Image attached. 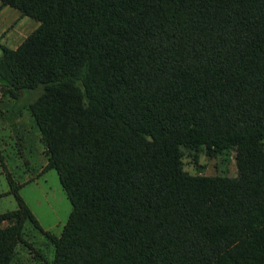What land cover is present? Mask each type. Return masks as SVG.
<instances>
[{
	"label": "trees",
	"instance_id": "trees-1",
	"mask_svg": "<svg viewBox=\"0 0 264 264\" xmlns=\"http://www.w3.org/2000/svg\"><path fill=\"white\" fill-rule=\"evenodd\" d=\"M0 3L37 22L0 44V84L39 90L43 170L71 205L54 235L13 191L0 264L26 222L42 264H264V0ZM183 150L232 151L235 173L188 174Z\"/></svg>",
	"mask_w": 264,
	"mask_h": 264
},
{
	"label": "rangeland",
	"instance_id": "rangeland-1",
	"mask_svg": "<svg viewBox=\"0 0 264 264\" xmlns=\"http://www.w3.org/2000/svg\"><path fill=\"white\" fill-rule=\"evenodd\" d=\"M36 25L37 22L31 17L0 3V44L16 47ZM38 92V89L24 92L16 98L0 84V212L17 207L12 194L16 191L39 226L58 235L71 205L56 171L53 168L43 170L46 162L44 145L26 105ZM181 168L193 175L231 176L235 173L232 151L229 150L216 153L201 150L195 158L183 150ZM23 236L27 242L16 245V253L10 264H42L37 254L51 260L53 248L42 230L26 222Z\"/></svg>",
	"mask_w": 264,
	"mask_h": 264
}]
</instances>
